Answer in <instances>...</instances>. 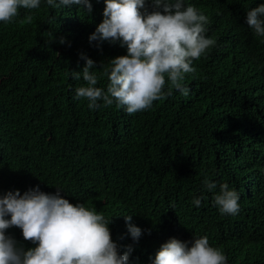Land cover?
<instances>
[{"label":"trees","instance_id":"trees-1","mask_svg":"<svg viewBox=\"0 0 264 264\" xmlns=\"http://www.w3.org/2000/svg\"><path fill=\"white\" fill-rule=\"evenodd\" d=\"M91 3L89 14L41 0L0 22V196L60 189L73 205L112 218L120 254L133 248L128 264H153L169 239L194 236H207L227 264H264V37L246 23L247 11L264 0H184L209 18L205 36L215 46L185 74L188 96L173 90L131 115L115 102L93 110L76 98L86 86L71 78L85 66L80 54L95 62L96 86L105 90L103 67L127 54L119 43H89L105 7ZM225 183L240 197L235 215L221 214L213 201ZM128 215L142 230L138 241L127 232ZM6 235L35 246L18 228Z\"/></svg>","mask_w":264,"mask_h":264},{"label":"clouds","instance_id":"clouds-1","mask_svg":"<svg viewBox=\"0 0 264 264\" xmlns=\"http://www.w3.org/2000/svg\"><path fill=\"white\" fill-rule=\"evenodd\" d=\"M104 3V19L89 36V43L98 42L97 48L105 41L119 43L127 54L108 60L106 67L102 62L100 69L103 67L109 81L106 90L96 86L95 62L80 54L85 66L79 72L72 71L71 78L78 81L82 77L86 86L76 88V98L86 99L93 110L115 102L131 115L151 108L154 101L171 96L173 90L188 96L190 88L183 85L185 74L195 73L193 62L216 43L205 36L209 18L195 6L185 7L184 0ZM46 4L53 9L76 5L92 12L91 0H46ZM40 5L41 0H0V22L10 23L20 9L30 12ZM25 18L31 22L32 16ZM246 23L257 37H264V4L247 11ZM203 183L209 192L217 189L208 178ZM60 192L57 188L53 195L36 188L0 196V264H128L133 248L127 246L120 254L111 237L112 218L82 203L73 205ZM239 198L237 191L225 183L219 185L213 201L221 214L235 215L240 210ZM202 199L192 203L199 207ZM123 217L127 232L138 241L142 230L132 224V215ZM13 227L35 246L25 248L6 235ZM153 264H227V256L221 248L211 246L207 236H194L186 242L171 238L161 245Z\"/></svg>","mask_w":264,"mask_h":264},{"label":"bare ground","instance_id":"bare-ground-1","mask_svg":"<svg viewBox=\"0 0 264 264\" xmlns=\"http://www.w3.org/2000/svg\"><path fill=\"white\" fill-rule=\"evenodd\" d=\"M96 55V54H95ZM72 95V94H71ZM101 125V124H100ZM85 129V128H84ZM86 129H88V128H86ZM87 131V130H86ZM85 133V132H84ZM100 145V144H99ZM111 147V146H110ZM96 161V160H95ZM115 202V201H114Z\"/></svg>","mask_w":264,"mask_h":264}]
</instances>
